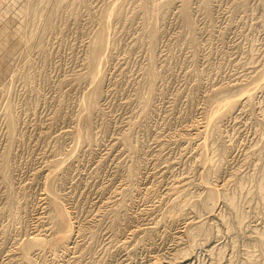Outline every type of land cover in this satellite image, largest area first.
Instances as JSON below:
<instances>
[{"label":"rangeland","instance_id":"rangeland-1","mask_svg":"<svg viewBox=\"0 0 264 264\" xmlns=\"http://www.w3.org/2000/svg\"><path fill=\"white\" fill-rule=\"evenodd\" d=\"M110 1L75 0L76 13L58 12L50 31L29 42L12 37L7 42L9 49L16 47L9 65L0 63V264H27L16 242L28 240L35 228L43 238L50 233L46 176L53 170L52 161L63 160L73 146V162L51 184L78 229L74 244L65 252L46 247L35 254L34 264H175L178 259L190 264H263L253 239L264 233V210L255 191L264 166V88L256 91L252 103L220 119L219 135L213 132L209 146L199 149L204 140L199 129L223 94H237L240 87L256 82L254 75L264 62L262 0H236L235 9L234 0H187L188 20L180 18L181 0H160L169 7L153 23V45L143 22L155 14L159 0H144L145 9L157 2L145 12L139 0H122L124 15L112 23L116 31L112 28L107 38L110 56L98 101L89 113V129L85 141L76 143L72 129L92 69L86 48L98 29V11ZM0 6V19L8 21L10 32L22 27L19 0H0ZM152 72L157 73L154 80ZM208 90L219 94L216 102L206 98ZM5 102L16 125L11 138ZM205 156L219 162L215 174L200 173ZM201 181L213 184L217 192L210 214L197 205L179 208L176 203L184 197L204 198ZM222 193L236 198L242 222ZM9 202L16 205L8 211ZM170 215L174 220H167ZM197 222L204 228L191 244L187 232ZM186 248L192 254L189 250L185 258L180 251Z\"/></svg>","mask_w":264,"mask_h":264},{"label":"bare ground","instance_id":"bare-ground-1","mask_svg":"<svg viewBox=\"0 0 264 264\" xmlns=\"http://www.w3.org/2000/svg\"><path fill=\"white\" fill-rule=\"evenodd\" d=\"M78 0H76L77 2ZM124 1V0H123ZM126 1V0H125ZM128 1V0H127ZM138 1V0H137ZM144 0H139V2L143 3ZM157 1V0H156ZM152 2V4H149V7L151 5H153V3L157 4V2ZM205 1V0H204ZM232 1V0H231ZM236 0H234L235 2ZM244 1V0H243ZM132 2H134V0H132ZM138 2V4H139ZM149 3V1H147ZM160 2V0L158 1ZM232 3L236 5L237 2L235 3ZM239 2V1H238ZM4 3V2H3ZM146 3V2H145ZM173 1H172V5H173ZM179 3V2H177ZM207 3V2H206ZM244 3H247L246 2H243ZM263 9L261 8V10H264V0H262L261 2ZM19 4H20V8H19V11L23 17V23H22V27L19 26V28L15 29L14 31L10 32L9 30V23L8 21H2L0 19V53H2L3 51H11V52H8L6 56H3L0 57V63H2V65H4L5 67H7V65H9V58L12 57V52L14 50V44L12 46L11 49H9V45H8V40H10V38L12 37L13 40L15 39V41H25V42H29L31 39L35 38V37H38L39 34H42L43 32H46V31H50V29L53 28L54 24H55V19L57 17V13L60 11H63L64 14H67V15H70V14H75L76 13V10H75V0H19ZM130 4H131V1H130ZM134 4V3H132ZM135 4H136V1H135ZM136 4V5H138ZM190 4V3H189ZM125 6L127 5V3L125 2L124 4ZM123 5V6H124ZM144 3L141 4L140 8H142L145 12V10L149 7H147L146 9L143 7ZM146 5V4H145ZM169 3H159L158 5H155V9L156 12L155 14L153 13L152 16H148L149 19H147L146 21L143 19V21H145V24L143 22V26L148 30L144 31V32H149L148 34L150 35L149 36V41H152V37H154V29L153 28V25L155 24L154 22L157 21V19L159 18V12H162L163 10H165L166 7H169L168 6ZM179 5V4H178ZM204 5V4H203ZM231 5V6H232ZM241 5H242V2H241ZM246 5V4H245ZM121 6H122V0H114L112 3L110 1V3H108L107 5H105L104 7H102L100 9V11H98V29L95 31L94 34H92L93 36L90 35V41L88 45V47L86 49H88V61L90 63V65L92 66V69H90V76H89V83H90V86L88 87V91L86 92V94L84 95L82 101H81V113L77 116V124L74 128V130L72 129V132L74 134V140L76 143H79V142H82V141H85V138H86V134H85V130L87 129V125H88V120H89V113L91 111L92 108L95 107V103L96 99H98V95L100 94L99 91L101 90L100 89V81H102L103 79L102 78V74H103V69L105 67V62L107 60V56H110L109 53H108V48L110 47V45H108V42H107V38L110 37V32L113 28V25L112 23L116 21H118V19L120 18L121 20V17H122V11H121ZM125 6L123 8H125ZM132 6V5H130ZM147 6V5H146ZM176 6V4H175ZM180 6V5H179ZM239 6V4H238ZM1 7V6H0ZM132 7H135V6H132ZM173 7V6H172ZM189 7V6H188ZM188 7H187V0H181V6H180V9H179V15L181 16L180 18H183V20H188ZM245 7V6H244ZM137 8V7H136ZM177 8V7H176ZM190 8V7H189ZM233 8H234V5H233ZM236 8V7H235ZM234 8V9H235ZM243 8V7H242ZM128 6H127V10H128ZM134 9V8H133ZM132 9V10H133ZM153 9V7H152ZM169 9V8H168ZM167 9V10H168ZM126 10V9H125ZM126 10V11H127ZM131 8H130V11H132ZM136 10V9H135ZM151 10V9H150ZM176 10V9H175ZM241 10V9H240ZM243 10V9H242ZM141 11V10H139ZM149 11V10H148ZM146 11V12H148ZM178 11V10H177ZM192 11V10H191ZM237 11V10H236ZM239 11V10H238ZM129 12V11H128ZM127 12V13H128ZM134 12V11H133ZM132 12V13H133ZM136 12V11H135ZM167 12V11H166ZM190 12V11H189ZM126 13V12H125ZM126 13V14H127ZM137 13V12H136ZM141 13V12H139ZM152 13V12H151ZM261 13V12H260ZM125 14V15H126ZM135 14V13H134ZM132 15V16H135V15ZM148 14V13H146ZM163 14H165V12H163ZM177 14V13H176ZM263 14V12H262ZM63 15V14H62ZM124 15V14H123ZM128 15V14H127ZM137 15V14H136ZM139 15V14H138ZM145 15V14H144ZM162 14L160 13V16ZM175 15V14H174ZM178 15V14H177ZM190 15V14H189ZM164 17V15H162ZM176 16V15H175ZM191 16V15H190ZM189 16V18H191ZM209 16V15H208ZM259 16V15H258ZM262 16V15H261ZM127 17V16H126ZM140 17V16H139ZM146 16H144L143 18H145ZM207 17V16H206ZM205 17V18H206ZM162 18V17H161ZM177 18V17H176ZM178 18V20L180 19ZM208 18V17H207ZM260 18V16H259ZM262 18V17H261ZM264 18V17H263ZM262 18V22H263V30H264V19ZM61 17L59 18V22L61 21ZM123 19L125 20V18L123 17ZM122 19V20H123ZM128 19V18H127ZM130 19V18H129ZM134 19V17H133ZM131 19V20H133ZM163 19V18H162ZM123 20V21H124ZM161 20V19H160ZM158 20V21H160ZM181 20V19H180ZM192 20V19H191ZM260 20V19H259ZM126 21V20H125ZM128 21V20H127ZM130 21V20H129ZM190 21V20H189ZM188 21V23H190ZM182 22V21H181ZM114 23V24H115ZM154 23V24H153ZM187 23V22H186ZM187 23V24H188ZM192 24V23H191ZM185 25V24H184ZM189 25V24H188ZM262 25V24H261ZM141 26V27H143ZM190 26L189 25V28L190 29ZM155 27V25H154ZM115 28V31H116V27L114 26ZM113 28V29H114ZM157 28V27H156ZM144 30V28H143ZM114 31V32H115ZM156 31V30H155ZM157 33V31H156ZM109 34V36H108ZM113 34V30H112V33H111V36ZM146 34V35H148ZM42 36V35H41ZM157 36V34L155 35ZM92 37V38H91ZM41 38V37H40ZM111 38V37H110ZM155 39V37H154ZM37 40V39H36ZM40 40V39H38ZM89 40V39H88ZM111 40V39H109ZM13 42V41H12ZM36 42V41H35ZM112 42V41H111ZM155 42V41H154ZM153 42V43H154ZM150 43V42H149ZM153 43H150L153 45ZM110 44V43H109ZM149 44V45H150ZM22 46V44H21ZM43 45H41L42 47ZM109 46V47H108ZM23 47V46H22ZM39 47L37 49H40L42 50V48ZM27 49V47H26ZM86 51V50H85ZM110 52V51H109ZM5 57V58H4ZM264 57V55H263ZM262 57V58H263ZM150 59V62H152V56L150 55L148 57ZM4 59L3 62H1L2 60ZM87 59V58H86ZM149 61V60H148ZM149 65V64H148ZM152 66V65H151ZM261 69H257L259 70L256 75H254L256 78L253 82L252 85H250L249 87L245 88L244 89H241L240 87V91L239 93L237 94H227V93H224L223 94V97L221 98V100L216 103L212 109V112L211 114L208 116L204 126L200 125L202 128L199 129V133L201 135H204V140H202V142L199 144V149L202 150L203 152V148L206 149L210 144V142L208 143V139L211 136V134L213 132L216 133L217 131V122H220L221 120H223L224 118L223 117H226L227 114H229L231 112L232 109H234L235 107L238 106L239 108V105L243 104V103H250L252 99V97H255L253 95H255L256 91H258V89H263L264 88V62L262 64V67H260ZM149 66H148V70H149ZM152 69V68H151ZM150 69V70H151ZM18 70V69H17ZM153 71V70H152ZM0 72H1V69H0ZM150 73V72H149ZM16 75V74H15ZM157 76V73L156 72H152L150 74V77L153 78L152 80H154V78ZM76 77V76H75ZM156 80V79H155ZM74 81V80H73ZM147 82V81H146ZM151 82V81H150ZM88 83V84H89ZM154 84V83H153ZM5 86V85H4ZM147 86V85H146ZM154 86V85H153ZM2 87V86H1ZM226 87V86H225ZM235 87V86H233ZM149 88H152V87H149ZM236 88V87H235ZM2 89V88H1ZM214 89V88H212ZM237 89V88H236ZM148 90V88H147ZM217 90V91H216ZM215 91L218 93V89H216ZM239 90V89H238ZM5 91V90H4ZM215 91L212 90L206 93H208L206 95V98L211 100L212 99L215 101H217L220 96L217 97V95L219 94H215ZM141 93V91H140ZM142 94V93H141ZM140 94V95H141ZM146 94H148V92L146 91ZM153 95V93H152ZM144 96V94H143ZM148 99V97L146 98ZM145 99V100H146ZM141 100H144V99H141ZM151 100V99H150ZM215 101V102H216ZM146 102V101H145ZM150 102V101H149ZM210 102V101H209ZM147 103V102H146ZM252 103V102H251ZM245 106V105H244ZM251 106V104H250ZM241 107V106H240ZM249 107V106H248ZM248 109V108H247ZM246 109V110H247ZM3 110H4V114H5V121H6V127H7V135L9 136V138L12 137V134H13V129H14V119H13V115H12V112H11V108H10V104L5 102L4 105H3ZM93 111V110H92ZM251 111V110H249ZM223 118V119H222ZM221 119V120H220ZM220 120V121H219ZM76 121V119H75ZM219 126V125H218ZM220 128V126H219ZM89 129V128H88ZM87 129V130H88ZM264 132V130H262ZM197 132V131H196ZM218 132V131H217ZM220 133V132H219ZM90 135V134H89ZM200 135V136H201ZM214 135V134H213ZM216 135H219L216 133ZM215 136V135H214ZM213 136V137H214ZM218 136H215V139L217 138ZM200 138V137H199ZM220 138V137H219ZM90 139V138H89ZM212 139V138H211ZM201 140V139H200ZM210 140V139H209ZM218 140V139H217ZM91 141V140H90ZM220 141V140H219ZM218 141V142H219ZM222 141V140H221ZM200 142V141H199ZM212 142V140H211ZM224 142V141H223ZM223 142H221L223 144ZM220 143V142H219ZM220 144V145H222ZM219 145V144H218ZM220 145H219V148H220ZM222 147V146H221ZM221 150V148H220ZM76 151H77V148L76 146H73V148L69 149V151H67L65 157L63 158V160H58V161H52V164H53V170L50 172L49 175L46 176V183H45V193H44V198L46 200V204L48 206V209H49V212H50V216L49 214H47V220H48V223H49V230H50V233L45 235V237L43 238L42 237V230H38L37 228H35V230L31 231L33 232V234L29 237L28 240H26L25 242L24 241H17L16 242V247L15 249L19 251V255H23V253H25L23 259L25 260V262L27 264H34V260L36 259L35 257V254H39L40 251L44 250V248L46 247H49L51 248V250H55L56 248H53V247H58V250L60 249V251L62 250V252H65L68 250L69 248V245L70 244H74V240H73V237H74V233H76L78 231L77 228H75V226L73 225L71 219H70V216L68 215V212L63 208V206L61 205L60 203V197L58 196L57 194V190H55V187L51 184V182L53 181L54 177L56 175H63L67 169L66 165L68 162L72 161L73 162V158L75 157V154H76ZM218 151V150H217ZM217 154V153H216ZM226 157V156H225ZM221 158V157H220ZM219 160H217L218 162ZM264 161V160H263ZM71 162V163H72ZM219 163V162H218ZM217 163V164H218ZM203 170L202 172H200L203 176L204 175H209L211 173H214L215 174V171L217 170V164L214 163V160L212 158H207L205 156V159H204V162H203ZM262 165L264 164V162L261 163ZM260 165V167L262 166ZM219 167V166H218ZM261 170V169H260ZM257 172V170H256ZM257 174V173H256ZM5 175V174H4ZM202 176V177H203ZM259 175H257V178H259L257 180V184H256V194L258 195V198L260 200V206L261 208L264 210V166L262 168V170L260 171V177H258ZM7 177V176H6ZM208 178V177H206ZM62 179V178H61ZM206 180V179H205ZM64 181V180H63ZM8 182V181H7ZM204 184V187L203 189H205V196L204 198L202 197V199H198L200 198L199 197H184V199L178 201L177 199V203L176 205L180 208V207H183L184 205L186 204H191V206L193 205H197L199 208H201V210L203 209L204 211H209V214H210V211H212V208H214V199L216 200V196H217V192L214 190V188L210 187V184L207 185L206 182L203 183V181L200 182V184ZM242 183V182H241ZM201 184V185H202ZM213 184H211L212 186ZM60 186V185H59ZM203 186V185H202ZM215 186V185H214ZM255 186V185H254ZM254 189V188H253ZM202 190V188H201ZM248 191V190H247ZM254 191V190H253ZM199 192V191H197ZM220 192V191H219ZM251 192V190H250ZM249 192V193H250ZM254 193V192H252ZM195 194V193H194ZM189 195V193H188ZM197 195V194H196ZM200 195H202V192L200 193ZM220 195V193H218V196ZM234 195V194H233ZM222 198L224 199V201L227 203V206L231 207L232 209L235 210V217H236V220L238 223L242 222V219H243V215H242V211L238 210L240 209L239 207H237L236 203H235V199H234V196H231L229 193H222ZM257 197V196H256ZM43 198V199H44ZM176 198V197H175ZM221 199V197H220ZM222 199V201H223ZM248 199V198H246ZM45 202V201H44ZM248 202V201H247ZM258 202V201H257ZM254 204V203H253ZM12 205H16L15 203L13 202H9L8 204V211L9 210H13L11 209ZM172 205V204H171ZM255 205V204H254ZM175 206V205H174ZM249 206V205H248ZM258 206V204H257ZM14 207V206H13ZM227 207V208H229ZM238 209H237V208ZM193 208V207H192ZM195 208V207H194ZM245 208H248V207H245ZM216 209V208H215ZM258 209V208H257ZM260 209V207H259ZM6 210V209H5ZM218 210V209H217ZM256 210V209H255ZM194 211V210H193ZM244 211V210H243ZM246 211V209H245ZM248 211V210H247ZM246 211V212H247ZM250 211V210H249ZM257 211V210H256ZM199 212V211H197ZM13 213V212H12ZM200 213V212H199ZM197 213V214H199ZM203 213V212H202ZM215 213V212H214ZM218 213V212H217ZM233 213V211H232ZM264 213V212H263ZM195 214V213H194ZM204 214V213H203ZM219 214V213H218ZM247 214V213H246ZM261 214V213H260ZM193 215V214H191ZM214 215V214H213ZM182 216V215H181ZM180 216V217H181ZM193 216H199V215H193ZM192 216V217H193ZM211 216V215H210ZM222 216V215H221ZM264 216V215H263ZM179 217V216H178ZM177 217V218H178ZM207 217V215H206ZM215 217V216H214ZM218 217V216H217ZM216 217V218H217ZM184 218V217H183ZM189 218V217H188ZM191 218V217H190ZM195 218V217H194ZM202 218V216H201ZM208 218V217H207ZM176 219V217H175ZM192 219V218H191ZM206 219V218H205ZM220 219V218H219ZM167 220H174V216L173 215H170ZM182 220V219H181ZM213 220V218H212ZM194 221V219H193ZM205 221V220H204ZM226 221V220H225ZM203 222V220H202ZM210 222V221H209ZM218 222L220 223V221L218 220ZM224 222V220H223ZM229 223V222H228ZM227 223V224H228ZM187 224V222H186ZM207 224V222L205 223ZM210 224V223H208ZM190 226V224H188ZM193 225V224H192ZM203 223H195L194 226H193V229L190 230L187 232L189 234V236L191 237V241L190 243L192 244V241H193V236L194 234L196 235L197 232L199 231H202V229L204 228L203 226ZM230 225V224H229ZM208 226V225H207ZM227 226V225H226ZM36 227V226H35ZM228 227V226H227ZM226 227V228H227ZM186 228V227H184ZM191 228V227H190ZM206 228V227H205ZM229 228V227H228ZM139 229V228H138ZM230 229V228H229ZM141 230V228H140ZM145 230V229H144ZM184 230V229H183ZM151 231V230H150ZM150 231H148L147 234L150 233ZM263 231V230H262ZM147 232V231H146ZM183 232V231H182ZM207 232V231H205ZM204 232V233H205ZM251 232H255V231H251ZM187 233H184V234H187ZM146 234V235H147ZM199 233H197L198 235ZM202 234V233H201ZM206 235V234H205ZM208 235V234H207ZM206 235V237H207ZM187 236V235H186ZM47 238V239H46ZM203 239V238H202ZM206 239V238H205ZM209 239V238H208ZM189 240V239H188ZM207 240V239H206ZM254 242H253V246L255 247V250L256 248L258 247V249H260V256L262 255V262L264 264V233L263 232H257L256 233V237L255 239H253ZM210 242V241H209ZM207 241V244L209 243ZM214 245V244H213ZM206 246V245H205ZM43 247V249H42ZM71 247V246H70ZM213 247V246H211ZM210 247V248H211ZM249 247V246H248ZM251 247V246H250ZM35 248V253H33V251L31 252L32 249ZM209 248V247H207ZM213 248H216V247H213ZM70 249V248H69ZM247 249V248H246ZM65 250V251H64ZM190 249H184L183 251H180L181 255L184 256L186 258V256L184 255V253H188ZM207 250V249H206ZM250 250V248H249ZM255 250L252 249V251L255 252ZM257 251V250H256ZM190 253H188L189 255L192 254L191 253V250L189 251ZM248 252V251H247ZM246 252V253H247ZM36 254V255H37ZM249 254V253H248ZM258 254V253H257ZM252 255V254H251ZM246 256V255H245ZM257 256V255H256ZM192 257V256H191ZM254 257V256H253ZM247 258V257H246ZM245 258V259H246ZM189 259V258H188ZM180 260V259H178ZM176 261L175 264H188L189 262H191V260H185V259H182L180 261ZM232 260V259H230ZM229 260V261H230ZM189 261V262H188ZM246 262L248 263V260L246 259ZM250 262V261H249ZM261 262V263H262ZM232 263V261L230 262ZM253 263V262H252ZM190 264V263H189ZM233 264V263H232ZM250 264V263H249Z\"/></svg>","mask_w":264,"mask_h":264}]
</instances>
